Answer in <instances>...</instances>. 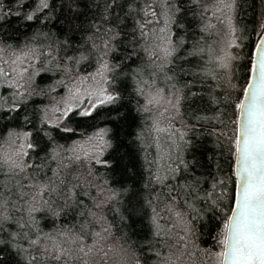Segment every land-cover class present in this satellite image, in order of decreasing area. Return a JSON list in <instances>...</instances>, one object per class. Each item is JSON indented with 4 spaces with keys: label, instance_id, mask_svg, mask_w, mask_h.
Returning <instances> with one entry per match:
<instances>
[{
    "label": "trees",
    "instance_id": "16d2710c",
    "mask_svg": "<svg viewBox=\"0 0 264 264\" xmlns=\"http://www.w3.org/2000/svg\"><path fill=\"white\" fill-rule=\"evenodd\" d=\"M209 1L185 0L182 11L173 17L170 31L176 52L163 61L165 67L160 71L153 61L157 66L162 61L150 57L160 40L151 34L142 37L138 25L144 19L140 9L151 2L159 12L163 0H114L110 5L107 0H47L49 7L44 9L40 0H0V41L5 47L33 48L41 54L52 51L57 59L87 57L76 64L60 60L59 69L55 64H43L31 89L20 96L15 87L0 81V150L6 152L20 134L31 133L29 143L35 147L23 160L40 166L15 177L7 165L0 172V191L9 201L6 211L12 216L2 227L6 233L16 234L14 245L18 241L28 247L19 235L21 231L34 239L37 231L43 236L68 229L79 231L81 225L92 232L101 231L102 223L112 231L105 247L113 242L122 246L125 254L110 264H216L210 254L221 250L219 238L236 192L234 144L229 137L234 139L232 121L239 112L236 105L241 101L254 46L264 27V0H234L236 41L223 51H229L234 59L226 69L220 68L216 59L218 33L209 26ZM33 13L34 19L28 21L26 16ZM94 23L103 25L101 31L112 29L116 37L113 50L103 59L112 66L109 87L119 98L97 108L90 117L74 112L62 124L50 123L45 110L50 97L60 92V81L66 83L70 77L100 65V54L91 47ZM161 25H149L148 30L151 33ZM130 55L132 59H128ZM153 80L154 86L181 97L179 115L169 116L163 111L161 115L154 105L151 113L143 111L146 96L152 93L143 81L151 84ZM141 87L145 95L138 91ZM168 117L175 118L169 121ZM155 120L161 127H168L170 122L180 131L172 136L160 134L157 141ZM64 128L73 131L65 132ZM100 129L108 130L103 159L110 166L75 160L76 153L69 149L76 148L83 156L81 144ZM180 132L185 133L183 139ZM177 166V171H171ZM157 174L167 176L163 184L156 182ZM30 183L55 188L43 199L59 215L37 204L43 210L29 218L26 201L36 193L35 188L26 186ZM100 188L104 189L102 194ZM21 192L28 195L21 197ZM169 193L176 197L175 202L169 200ZM101 201V207H96ZM175 212L182 214V220ZM90 213H95V218ZM20 224L25 227L21 229ZM183 224L191 228L187 249L179 239L186 235ZM13 252H17L19 264H24L25 253L15 246Z\"/></svg>",
    "mask_w": 264,
    "mask_h": 264
},
{
    "label": "snow or ice",
    "instance_id": "6c2138e0",
    "mask_svg": "<svg viewBox=\"0 0 264 264\" xmlns=\"http://www.w3.org/2000/svg\"><path fill=\"white\" fill-rule=\"evenodd\" d=\"M114 0H107L110 5ZM193 3H199V0H191ZM185 0H163V7L158 12L157 7H154L151 2H147L146 6L141 8L143 13V22L138 25L140 35L148 37L150 34L156 36L161 41L154 49L150 51V57H156L162 62L157 66L153 61L154 66L163 71L165 64L163 61H168L170 57L176 52L175 46L171 42L170 25L174 22L173 17L182 11ZM159 6V5H157ZM47 0H40V8H48ZM232 3L228 0H218L217 11L224 13L225 10H231ZM34 13L26 16L28 21L34 19ZM213 15H216L214 12ZM150 17V18H149ZM228 20L229 28L233 34V38L229 41V47L235 44V28L231 25V17L225 16ZM71 22V21H69ZM107 22L105 18L104 23ZM163 23L164 27L160 29L148 28L149 25ZM211 26V25H209ZM95 30V39L92 40L91 47L99 52L101 57L100 65L95 73L79 77V79L68 88V97L64 101L63 108L54 109L55 112L60 113L58 122L61 119H68L70 114L76 112L82 117H90L93 112L104 105L112 104L117 101L118 94H113L109 91L107 85H110L109 74L112 71V66L107 60L103 59L113 50L112 41L116 39L112 35V29L105 28L101 31L102 24H93ZM177 27H180L177 24ZM207 30V29H205ZM96 41H99L97 43ZM66 43V42H65ZM2 44V41H0ZM238 46V45H237ZM8 47H11L10 45ZM6 48L0 46V81H7L10 87L23 88L21 83L28 75L29 80L32 75H39L40 72L35 68L36 63L55 64L56 68H60V60L78 63L80 60L87 59V57H61L57 59L53 56L52 51L45 53H38L36 49H27L21 51L19 54L12 53L13 59L6 60L4 53ZM134 51V50H133ZM145 51H149L145 48ZM202 51V50H201ZM43 55L45 59L42 61L40 56ZM128 59H132L130 55ZM219 61L220 68H228L230 62L234 57L227 51L223 57H216ZM6 65L11 69V73H15L16 79L11 80L10 72L6 70ZM68 71V69H63ZM251 80L247 84L243 92V99L236 105L238 108V118L232 123L235 125L233 136L229 137L234 144L235 153V178H236V192L234 199V207L230 210V214L226 217L223 225V232L219 238L221 250L210 254L216 264H264V36L255 45V58L251 63ZM88 81H92V85H88ZM61 84L65 81L61 80ZM144 85L149 88L155 85V80L149 84L148 81H143ZM0 86H3L0 83ZM141 95H145V88L138 89ZM178 92V90H177ZM173 98L165 99L164 89L157 88L155 94H148L146 96L147 103L143 111L151 113L153 105H160L163 101L168 107L164 108V112H168L169 108L173 109L179 115V106L181 97L177 93H172ZM13 106V110L15 109ZM164 113H161L163 115ZM175 117H168L171 121ZM47 122V121H46ZM63 131L71 132V128H64ZM153 131L156 133L155 139L158 141L160 134L167 133L169 136L179 132V129H173L169 122L168 127H161L160 121H153ZM107 129H100L95 133L96 143L92 145L93 151H88L80 146L81 156L77 153L76 148L69 149L76 153L74 159L80 161L84 159L89 164L100 165L101 167H109V162L103 159L104 150L108 147V142L105 140ZM218 136L226 135L225 133H214ZM31 133H24L23 137L27 141ZM185 133L180 132V138L183 139ZM93 137H89L92 141ZM35 146L32 143L20 144L15 152V157L8 152L0 150V172L3 171L4 165L8 166V172L12 177L18 176L20 173H26L28 168H39V165H32L26 163L23 159L17 157H27L28 150ZM171 169L175 172L178 170ZM88 176H92L91 169H88ZM167 179L166 175L157 174L155 180L157 183L163 184ZM17 183H19L17 181ZM223 183V181H221ZM30 188H35L36 193L31 196V199L26 201L27 214L30 219L33 218L35 212L43 210L37 207V204H42L47 207V210L53 211L54 214L59 215L49 206V201L44 200L43 197L47 192L51 195L55 188H51L48 184H28ZM3 185L0 184V188ZM25 187V185H21ZM215 187V185H214ZM98 191L102 194L104 189L100 188ZM28 193L21 192L20 196L25 197ZM39 197V200L37 199ZM169 200L175 202L176 197L169 193ZM215 203V201H213ZM101 204H96V207H101ZM9 201L5 199L4 194L0 191V264H19L15 259L17 252H13V247L18 252L25 253L24 264H110L116 261L121 253L124 251L123 247H116L107 245L105 241L112 236L111 227H102L101 231H89L87 225L79 226V231L68 229L61 230L56 233H45L43 236L37 231L35 238L29 237L28 232L21 231L20 236L23 237L24 243L28 245L27 248L18 241L16 234L6 233L2 225L12 219L6 209ZM14 210L15 206H14ZM155 211V210H154ZM171 211V209H169ZM95 218V213H90ZM178 220H182V214L175 212ZM95 223H99L98 220ZM21 229L25 225H18ZM183 229L186 233L181 236L180 241L184 242L183 247H188V236L191 235V228L187 224H183ZM156 235H160L159 224H157ZM89 239L91 243H89Z\"/></svg>",
    "mask_w": 264,
    "mask_h": 264
},
{
    "label": "rangeland",
    "instance_id": "374dc122",
    "mask_svg": "<svg viewBox=\"0 0 264 264\" xmlns=\"http://www.w3.org/2000/svg\"><path fill=\"white\" fill-rule=\"evenodd\" d=\"M228 2L232 3V8H231L230 11L229 10H225L224 13H220V12L217 11L218 0H210L209 3H208V7H209V10H210V15H211L210 16V19H211V24L210 25H211V27L213 26L214 29H216V31L218 33V41H217V43L214 44L215 50H216V48L219 50V52H218L219 54H216L218 57H223L224 56L225 53H223V51H224V49L226 50V48L227 49L230 48L229 47V41L233 38V34L231 33V30L229 28L228 20L225 18V16H230L231 17V25H232V27L235 28L234 0H228ZM214 12L216 13V15H213ZM162 27H164V25H161V28ZM234 36H235V41H236V31L234 33ZM160 43H161V41L159 42V44ZM0 46L5 47L3 44H0ZM5 48L7 50H6V52L3 55H4V58L6 60H9V61L14 58L12 56V53L19 54L23 50L33 49V48L11 49V48H7V47H5ZM37 52L40 53L38 50H37ZM5 67H6V70L10 72L9 79L15 80L16 79L15 73H11V69H10V67L8 65H6ZM98 67H96L95 69H93V70H91V71H89L87 73L77 74V75H74L73 77H70L68 79V81L62 85V87L59 90L60 92L55 93V94H53L50 97V102L47 105L46 110H45L46 120H48L50 123H58V124H62L63 123V119L59 120V122H58V117H60V113L55 112L54 109H56L58 107L59 108H63L64 101L67 99V97L69 95L68 88L72 87L73 84L79 79V77H83V76L95 73L97 71ZM35 68L40 72L43 69V66H40L39 63H36L35 64ZM34 78H35V75H32L31 79L29 80L28 75H26L25 79L23 81H21V83H23L24 87L23 88L15 87L16 91L14 90V92L16 93V95L20 96L22 94V92L29 91L31 89V83H32V80ZM4 82H6L8 84L7 81H4ZM87 83H88V85H92V81H88ZM107 87L109 88V91L114 94L113 90L109 87V85H107ZM157 88H161V87L153 86V87L148 88V89L152 92L151 94L154 95ZM164 96H165V99H168V98H173L174 99V97L172 96V92H166L165 91L164 92ZM154 106L157 107L159 109V110L157 109L158 112H161V113L164 112V108L165 107H168L163 101L161 102L160 105H154ZM165 113H167L169 116H172L176 112L173 109L169 108L168 112H165ZM23 134H20L18 136V138L15 139L14 142L8 146V150L6 152L10 153L11 155H13L15 157V152L19 148V145L20 144L29 143V138L26 141L24 139V137H23ZM92 137H93L92 141L88 140V141H84L82 143V144H85V147H83L85 150L93 151L92 145L95 144L97 141L95 139V136H92ZM17 159H23V157H17ZM102 227H106V226L101 223V228ZM107 240H109V239H107ZM110 240H111V238H110ZM112 245L118 247L113 242H112ZM121 255L122 256L125 255L124 251H123V253H121Z\"/></svg>",
    "mask_w": 264,
    "mask_h": 264
},
{
    "label": "water",
    "instance_id": "95a60500",
    "mask_svg": "<svg viewBox=\"0 0 264 264\" xmlns=\"http://www.w3.org/2000/svg\"><path fill=\"white\" fill-rule=\"evenodd\" d=\"M263 26H264V22H263ZM262 36H264V27H263V30H262L261 34L259 35V37H258V39H257V41H256V44L259 42V40H260V38H261ZM256 44H255V45H256ZM254 58H255V46H254V50H253L252 62L254 61ZM250 80H251V72H250V75H249L248 81H247V83H246V86H247V84L250 82ZM246 86H245V88H246ZM242 99H243V95H242L241 100H242ZM234 169H235V166H234ZM236 188H237V184H236ZM233 207H234V205H233Z\"/></svg>",
    "mask_w": 264,
    "mask_h": 264
}]
</instances>
